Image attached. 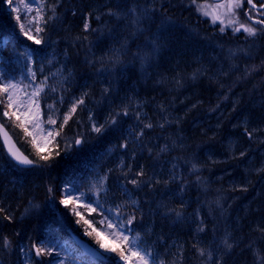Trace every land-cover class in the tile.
I'll return each instance as SVG.
<instances>
[{"label":"trees","instance_id":"trees-1","mask_svg":"<svg viewBox=\"0 0 264 264\" xmlns=\"http://www.w3.org/2000/svg\"><path fill=\"white\" fill-rule=\"evenodd\" d=\"M25 1L33 9L30 12L32 18L40 4L38 0ZM3 4L0 11V74L11 80L20 76L25 80L22 82L31 84L34 89L43 85L39 98L43 128L59 129L62 117L71 104L80 98L85 102L78 106L61 135L40 154L51 153L48 161L51 167L39 166L44 162L39 160L24 130L14 120L7 121V128L24 153L35 161L36 167L32 170L15 169L0 149V206L7 211L11 208L8 212L12 216L9 222L0 215V242L4 238L11 242L8 248L0 243V264H54L57 255L64 264H99L80 257L67 235L69 231L90 245H96L97 236L92 229L96 220L89 219V224H85V218L73 216L61 206L60 200L67 188L80 193L96 208L93 216H97L98 212L115 222L117 205L121 206L122 218L134 214L137 219L131 226V237L136 238L139 233V246L152 252L156 264L161 261L164 264H204L206 257H200L197 248L213 253V260L208 264H215L217 259L222 260V264H260V257L264 256V235L257 229L264 227V212L260 210V206H264V156L260 154V149L264 147V118L261 115L258 117V112L254 113L255 129L244 124L240 127L241 122L228 124L243 138V150L248 147L253 152L255 169L252 171L249 167L244 172L239 171L230 162L233 156L229 153L218 166L221 170L214 165L216 160L206 163L202 158L192 156L173 166L172 172L178 178L174 181L181 185L182 192L174 196L166 191L151 209L145 207L144 196L138 192L146 178H138L143 182L139 187H133L124 173L131 168L128 175L132 176L143 168L145 175L154 177L166 171L160 168L158 161L151 159L152 152L156 150L155 126L174 127L196 113V106L208 112L213 106L220 107L224 118H232V114L240 112L232 110L228 102L240 92L249 91L253 99L262 98L264 64L262 61L252 62L262 50L256 48L254 55L240 54L226 59L222 63L225 73L218 83L219 89L213 88L209 94L201 87L204 76L210 77L205 69V65L210 63L207 51H210V45L220 46L223 41L218 36L213 37V31L203 23H197V27L184 24L189 18L175 7H172L174 10L166 7L167 3L155 4L152 0H47L44 6L47 24L41 25L44 31L37 37L42 39L41 45L34 44L20 33L17 15L10 10L9 4L5 5V0ZM53 6L54 13L51 11ZM133 9L141 18L145 9L149 14L156 10L151 20L141 23L142 32H138L133 24ZM109 12L116 15H109ZM19 16L27 25L28 20L21 14ZM85 22L90 25L87 32L84 31ZM178 33L188 51H182L170 60L175 55L171 45ZM186 33L188 38L184 36ZM99 35L97 38L100 41L96 44L97 38L93 37ZM153 36L158 37L155 51ZM191 39L196 45L191 43ZM88 44L91 62L95 66L99 60L110 62L113 55L118 57V62L113 68H101L103 71L92 78L85 77L86 73L81 70V58ZM189 49L193 51L189 53ZM25 53H31V62ZM29 69L35 72L34 80ZM81 77L90 79L88 91H78L75 83ZM100 81L106 89L117 85V91L104 106L96 107L91 102L94 99L98 101L102 86ZM192 98L195 100L191 101ZM171 99L174 100L171 106L165 105ZM50 105L53 107L49 108ZM3 108L0 105V112ZM125 109L127 116L123 115ZM137 112L140 117L133 123L131 120ZM87 114L89 117L86 118ZM48 116L57 120L56 125L47 123ZM90 117L97 126L107 124L102 133L88 131ZM112 117H115L116 124L109 123ZM147 123L153 127L145 128ZM223 127L201 131L183 129L177 138L180 142H193L205 136H216ZM246 128L255 132L251 139L245 132ZM117 129L124 132L127 140L118 143L111 140ZM141 130L144 133L142 136L139 135ZM76 138L84 141L79 147L74 144ZM125 143L126 148L122 147ZM129 150H133V156L137 157L134 162L126 156ZM57 151L60 155H56ZM93 155L89 165L76 168ZM114 161L117 173L112 171ZM186 161L192 167L190 170ZM113 175L118 183L113 181ZM193 175L198 177V183L191 179ZM104 176H107L105 190L97 196L96 185ZM188 182L191 184L184 188ZM252 189L256 191L252 193ZM229 197L235 198L228 203ZM239 204L241 206L236 207ZM37 214L47 218H39ZM251 226L256 227L253 228L256 234ZM201 227L203 231H199ZM224 239L233 245L230 252L224 249ZM32 244L46 246L52 254L42 255L41 260L36 262L31 258ZM194 244L197 247H193ZM21 249L24 251L21 252ZM58 249L65 251L58 253Z\"/></svg>","mask_w":264,"mask_h":264},{"label":"snow or ice","instance_id":"snow-or-ice-1","mask_svg":"<svg viewBox=\"0 0 264 264\" xmlns=\"http://www.w3.org/2000/svg\"><path fill=\"white\" fill-rule=\"evenodd\" d=\"M8 4L11 6L12 12H19V7L15 6L13 4V0H7ZM38 3L40 4V7L35 9V16L32 17L28 24L26 25L22 20L21 17L17 16V22L19 24V30L20 33L26 37L27 40L32 41L36 45H41L42 39L37 38L38 34L44 31V28L41 26L42 24H47V20L45 19L44 15V6L47 3V0H38ZM193 4L197 3V0H192ZM246 3L248 7L245 12L243 13L244 16L247 17L248 21H252V23H245L241 22L240 20V9L244 7L245 0H224L223 3H215L214 5H211V7L215 10L223 9V13L220 14L216 11L209 12L204 10L206 5H200L197 8V11L202 12L204 16H211L212 23H216L219 21L221 25H224V27L220 28L221 32L225 31L226 27H232L233 33H239L244 32L247 33L250 37H255L258 32L264 33V3H260L259 6L257 5L254 0H246ZM256 11V17L260 18H254L253 16V10L258 9ZM25 8L27 9V12H32L33 9L29 7L27 4L25 5ZM51 11L55 12V6L51 8ZM155 9L152 10V13L149 14L148 10L145 9L143 13V18L137 13L135 9L132 10L133 15L135 16V19L133 20V24L136 27V30L138 32H142L143 28L140 27L141 23L144 20H151L152 15L155 14ZM109 15H116V13L109 12ZM226 18V23H225ZM253 25H260L261 27L257 28ZM234 26V27H233ZM90 25L85 22L84 24V31L87 32L89 30ZM35 33L36 35H33ZM86 39V37H85ZM153 42V51L157 50L158 48V37L153 36L152 37ZM28 58L29 62H31V53H25ZM144 59V58H142ZM110 62L112 64H115L118 62V57L111 58ZM29 72H31V76L33 80L35 79V72H33L31 69H29ZM27 86L21 87L20 84L13 82L11 79H6L3 76H0V105H3L4 110L2 111V114L4 117H7L10 121L12 120L13 116L20 121L19 124L20 127H22L25 131V133L29 136H32L33 138V145L37 148V156L40 161H43V165H39L41 167H51V165L48 163L50 159V155H40L39 154V148L40 147H47L49 144H51L57 136H60L64 126L68 123L70 119H72V116L76 113L77 108L79 105L84 104V99L80 98L79 100L75 101L71 104L69 107V110L67 113H65L62 117V122L59 126V129L53 128L52 130H46L42 127L43 121L40 119V104H39V98L40 94L43 91V85L40 87L35 88L33 91L28 92ZM108 90L105 89V92ZM26 97V99H25ZM53 106H49V108H52ZM9 109L13 111H9ZM116 115H119L117 113ZM123 115L127 116L128 111L125 109L123 111ZM137 119H139L140 114L139 112L136 113ZM91 119V117H90ZM115 117H112L110 119V124H116ZM47 123L49 125H56L57 120L54 119L52 116H48ZM31 124V127L33 128V131L30 132L28 130V127L25 125ZM163 125H161L162 127ZM106 125H99L97 126L95 123L92 124V131L96 132L97 134L102 133ZM145 128H152L153 125L151 123H147L144 125ZM0 130H2V126H0ZM246 134L251 139L253 133L251 131H248V129H245ZM144 133L141 130L139 135L142 136ZM82 138H76L74 140L75 145H81L83 143ZM70 145L66 146L65 151L68 150ZM122 147L126 148L127 144H123ZM164 149H162L163 151ZM56 155H60V153L57 151ZM244 153H241V156H243ZM15 158L18 160L19 163L32 166L35 164V162L32 159H29L27 156L14 154ZM195 169V166H193ZM131 172V168L128 169V172L124 173V176L127 179V182L133 185V187H139L140 184L143 182L142 179L145 176V172L143 168H140L138 171H136L132 176H129L128 173ZM107 182V176L101 177L98 184L96 185V195L99 196L101 190L104 189V185ZM159 181H157L158 183ZM51 192L52 189H49ZM125 191H127L125 189ZM77 201H80V197H77L74 195L73 191L71 189H65V196L63 199L60 200V203L63 205H68L70 203H75ZM133 204H135V201H132ZM88 212H95L96 208L91 205V203H87L83 205ZM121 206L117 205L116 207V221L113 222V220L109 217L104 218V222L106 223V228L110 229V232H105V235H108L111 237V239L115 242L117 247H111L107 248L106 245L100 243L99 240L96 242L100 245L101 248H105L106 251L115 253L116 256L119 257V260L123 261L124 264H156V260L153 257V254L151 251L142 249L138 244L139 239V233L136 234V238H130L132 228L131 226L136 222L137 217L133 215H129L126 217H121ZM73 213L75 215H80L76 209H73ZM0 215H3V218L5 220H8L9 222L12 221L11 214L5 209L4 207L0 206ZM179 215V213H177ZM85 224H88L89 222L87 220L84 221ZM91 226V225H89ZM203 227L199 229V231H203ZM261 232L262 235H264V227H259L257 229ZM86 234L92 235L91 232H87ZM100 233H97V236H99ZM2 246L5 248L10 247L11 242L4 238L2 242ZM224 249L228 252H230L233 248L232 243L229 242L228 239H224L222 241ZM193 247H197L195 244ZM32 248L35 250V255L37 257L42 255H51L52 250L46 246L33 244ZM24 250L21 249V252ZM197 252L200 257H206V260L204 261V264H208V261L213 260V253L211 251H207L204 248H197ZM27 259H31L28 257ZM160 264H164V261H161ZM215 264H222V260L217 259L215 261ZM260 264H264V256L260 257Z\"/></svg>","mask_w":264,"mask_h":264},{"label":"bare ground","instance_id":"bare-ground-1","mask_svg":"<svg viewBox=\"0 0 264 264\" xmlns=\"http://www.w3.org/2000/svg\"><path fill=\"white\" fill-rule=\"evenodd\" d=\"M4 0H0V11L2 10V5ZM5 5H7V0H5ZM1 30V25H0ZM97 35V34H96ZM185 37H189V34H184ZM100 37L96 36L93 38ZM100 39L97 38L95 43L97 44ZM90 43V42H89ZM191 43L193 45H196L195 41H192ZM100 44V43H99ZM173 50L175 51V55L170 58V60L177 57L178 53H181L182 51H188V48L183 46L182 40L180 38V34L178 33L177 39L173 40V43L171 45ZM84 53L82 54L83 58V67L81 70L83 73H86L85 77L92 78L93 76H96L97 74H100V71L102 72L103 69L101 68H113L115 64H112L108 62L107 59L105 60H99L97 62V66L92 64V58L89 55L90 52V44H88L87 49H83ZM210 50L207 51V58L210 59V61L216 65L218 63H223L226 61L228 56V51L223 46L218 45H210L208 48ZM189 49V53H191ZM204 51V50H203ZM188 53V52H187ZM140 58V57H137ZM142 58V57H141ZM140 58V59H141ZM243 60V58H240ZM80 63H78V66ZM93 68L95 70H93ZM122 72V71H121ZM225 73V69H224ZM204 82L201 85L202 88L206 90L207 93H211L213 91V88L215 90L219 89L218 83L215 82V80L209 76H204ZM90 79L81 77L78 78L75 85L78 87V91L84 92L88 91L90 88L89 84ZM102 86L100 89V92L98 93V101L91 102L94 106H104L107 100H110L113 95L116 94L117 91V85H112L111 89H107L108 91L105 92V87L103 86L102 82H99ZM215 85V86H214ZM250 92L243 91L240 92L239 95L236 96V98H232L228 105L232 110H236L240 113H234L232 114V118H224L220 112V107L213 106L209 112L205 111L202 107L196 106L194 109V114L187 116L183 120H181L177 125L174 127L169 128H162L161 126H155V132H153L154 142L156 144V150L152 152L151 159L155 162L158 161L160 163V168H164L166 171L162 175L156 174L154 177H150V175H145L144 178L145 181L138 188V192H141L145 199V207L147 209H151L157 205V201L159 197L164 194L166 191H168L169 194H172L174 196L178 195L180 191L182 192V188L180 184H176L174 181V178L178 180L177 177L174 176L172 170L174 169L173 166L176 164H179L188 158L194 157H200L202 160L206 163L213 162L216 160L217 163H214V165L217 166L218 170H221L220 167H218L222 162H224L225 158L228 157V153L233 156L230 158V162L239 168V171L244 172V169L249 167L252 170L255 169V166L252 163V151L246 147L244 150V142L243 138L239 137L238 134L235 132L233 128L228 126V124H232L234 122H241L239 126L241 127L244 123L245 126H248L250 128L255 129L256 126L254 124V113L258 115V117H263L261 110L258 107H254V102L258 100V98L253 99V96H250ZM252 98V99H251ZM195 98H192L191 101H194ZM172 102H174L173 99L168 100L165 102V105L167 104L169 107L171 106ZM100 107V108H101ZM158 109V108H157ZM242 114L240 117L238 115ZM246 115L249 117L246 118ZM154 116V115H153ZM238 116V117H236ZM137 117H135L131 120V122L135 123L137 121ZM246 120V121H245ZM245 121V122H244ZM221 125H224L222 132L218 133L216 136H205L200 139H196L193 142H180L177 138V134L179 131L186 129L187 131H201V130H212L217 127H220ZM235 127H238V125L235 124ZM131 133L132 129H129ZM116 143L127 140L124 132L122 130L117 129V132L113 135L112 139ZM162 149H164L162 151ZM241 153H244L243 156H241ZM250 155V157H248ZM77 154L75 155V157ZM126 156L128 157V160L131 162H134L137 157L133 156V150H129L126 153ZM71 157V156H70ZM73 157V156H72ZM94 159V155L91 156L89 161H82V165L78 166L76 168L80 169L83 167H86L89 165ZM187 165V169L190 170L192 167L189 164V161ZM191 163V162H190ZM232 167V166H230ZM230 167H228L230 169ZM117 164L114 161L112 165V171L114 173H117ZM226 173V172H225ZM224 173V174H225ZM168 174V175H167ZM194 176V175H193ZM216 177V176H215ZM195 178V179H194ZM194 178L191 176V179L195 181L194 183H198L197 179L198 177L194 176ZM113 181H117V177L113 175ZM157 181H159L157 183ZM191 183H186L184 185V188H188V186ZM186 191V189H184ZM235 198V197H234ZM230 198L227 200L228 203L232 201ZM11 209V208H10ZM8 209V211L10 210ZM37 217L41 218L43 217L40 214L36 215ZM47 218V217H43ZM256 228L255 226H251V229L254 234H256V230L253 229ZM256 231V232H255ZM258 235V234H257Z\"/></svg>","mask_w":264,"mask_h":264},{"label":"rangeland","instance_id":"rangeland-1","mask_svg":"<svg viewBox=\"0 0 264 264\" xmlns=\"http://www.w3.org/2000/svg\"><path fill=\"white\" fill-rule=\"evenodd\" d=\"M107 1H108V0H107ZM155 1H159V2H161L162 0H155ZM163 1H164V0H163ZM164 2H169V1L166 0V1H164ZM223 2H224V1H223ZM223 2H222V3H223ZM13 4H14L15 6H18V7H19V13H20L21 15H23L25 18L28 17L29 12H27V9L25 8V4H24L23 2H21V0H13ZM172 4H173V5H172ZM214 4H215V3H212V2H210L209 0H203L201 4H197V5L195 6L197 15H198L199 17H201L202 19L207 20V21L209 22L210 25H214V24H215V23H212L211 16H204V15L202 14V12L197 11V8H198V6H200V5H206V7H205L204 10L209 11L210 13L216 11V12L222 14L223 11H224L223 9L215 10V9H213V8L211 7V5H214ZM187 6H188V3H187L186 0H182L181 5H179L177 2H174V1H173V2H170V4H169V7H170V8L175 7V10H178L179 13L184 12V11H185V8H186ZM173 10H174V9H173ZM217 22H219V21H217ZM226 22H227V21H226V18H225V23H226ZM231 28H232V27H226L225 29H231ZM233 34H238V33H233ZM251 38H253V37H251ZM262 46H263V45H262ZM238 52H239V50L236 49V50H235V53H238ZM235 56H236V55H235ZM245 60H247V58H246ZM211 61H212V60H211ZM211 61H209L210 63H207L208 65H205V69L208 70V72L210 73V77L213 78V79L215 80L216 83H220V82L222 81V79H223V76H224V67H223V65H222L221 63H218V64L214 65ZM259 61H262L263 64H264V46H263V50H262L261 55H260L259 57H257V58H255V59L252 60V62L255 63V64H256V62H259ZM236 62H237V61H236ZM237 63H238V64H241L242 62L238 61ZM256 69H258V68H256ZM231 89H232V93L234 94V91H233L234 88L231 87ZM26 90H27L28 92H31L30 89H26ZM246 92H249V91H246ZM25 99H26V97H25ZM253 105H254V107H258V108L261 110L262 115H263V117H264V96H263L262 98H259L256 102H254ZM9 111L11 112V111H13V110L9 109ZM87 117H89L88 114H87L86 118H87ZM6 118H7V117H6ZM12 120H14V121L17 123V125H18V127H19L20 129L24 130L22 127L19 126V124H20L21 122L18 121V120L15 118V116H13ZM92 124H93V120H92V118H91V119L88 118L87 129H88V131H89L90 133H95L94 131H92ZM25 126L28 127V130H29L30 132L33 131V128L31 127V124H28V125H25ZM98 126H99V125H98ZM244 126H245V123H244ZM24 132H25V131H24ZM251 132H252L253 134L255 133V132H253L252 130H251ZM26 135H27V134H26ZM27 137H28V139H29V142H30V144H31V147H33L34 150H35V152H37V148L33 145V138H32V136L27 135ZM254 139H255V140H258V139H256L255 137H254ZM69 145H70V144H69ZM46 149H47V147H40V148H39V153H42V152L44 153ZM260 154L264 156V151H261ZM242 174H243V173H242ZM251 191H252V193H254L256 190H255V189H252ZM74 195H75V194H74ZM255 197H256V194H255ZM80 200H81V199H80ZM238 203H239V202H234V204H237V205H238ZM69 205H70L73 209H76V211H78L79 207L85 208V207L83 206V205H84L83 202H81V201H77V202H75V203H70ZM240 206H241V205L239 204V206H236V207H240ZM260 207H261L260 210L264 212V206L262 207V205H261ZM78 212H79V211H78ZM246 213H247V212H246ZM98 227H99V229L96 231V233H100V235L98 236V237H99V240L101 241L100 243L106 245L107 248L117 247V245H116L115 242L111 239V237L108 236V235H105V232H106V231H107V232H110V231H111L110 229H107V228H106V223L101 222V223L99 224ZM97 247H98V249H99V252L102 253L103 256H105V257H115V258L119 261V257H118V256H114V255H116L115 253H112V252L106 251L105 248H101L99 244H98ZM119 263H120V264H124V262L121 261V260L119 261Z\"/></svg>","mask_w":264,"mask_h":264},{"label":"water","instance_id":"water-1","mask_svg":"<svg viewBox=\"0 0 264 264\" xmlns=\"http://www.w3.org/2000/svg\"><path fill=\"white\" fill-rule=\"evenodd\" d=\"M0 140H1V143H2V145L4 147V150H5L6 154L8 155L9 158L12 159L13 162H15L17 165H19L21 167H27V168L31 167V166L24 165V164H21V163L18 162V160L15 158L14 154H19V153L15 150V148L12 145L9 137L6 135V133L3 130L0 131ZM81 246L86 251H89L91 255H94V253L88 247H86L83 244H81Z\"/></svg>","mask_w":264,"mask_h":264},{"label":"flooded vegetation","instance_id":"flooded-vegetation-1","mask_svg":"<svg viewBox=\"0 0 264 264\" xmlns=\"http://www.w3.org/2000/svg\"><path fill=\"white\" fill-rule=\"evenodd\" d=\"M254 2H256L257 5L259 6V4H260V3H263L264 0H254ZM253 12H254V15L256 16V12H255V10H253ZM259 18H260V17H259Z\"/></svg>","mask_w":264,"mask_h":264}]
</instances>
